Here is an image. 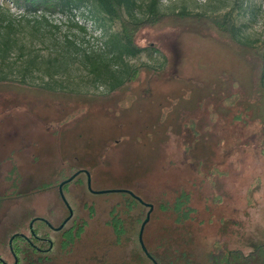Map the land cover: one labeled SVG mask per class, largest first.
<instances>
[{"label":"rangeland","instance_id":"rangeland-1","mask_svg":"<svg viewBox=\"0 0 264 264\" xmlns=\"http://www.w3.org/2000/svg\"><path fill=\"white\" fill-rule=\"evenodd\" d=\"M149 2L137 0V19L146 18ZM159 3L162 14L184 10L211 16L233 8L239 14L240 40L254 48L263 40L264 0ZM39 17L0 0V31L10 25L15 43L0 76L16 81L26 60L36 56L43 62L27 77L30 89L0 85V198L13 186L16 197L0 200V232L7 219L15 228L5 234L27 232L32 217H50L57 227L67 217L57 184L46 191L41 187L81 169L89 173L94 192L124 188L154 209L159 196L190 194L195 214L189 249L202 261L218 239L231 249L247 244L249 234L264 233V125L247 109L257 99L243 86L249 74L241 61L254 65V52L247 48L246 55L205 24L184 20L145 27L135 33L134 43L148 50L124 60L129 70L154 72L141 70L110 93L112 81L95 77L82 55L102 56L108 36L120 32L119 24L84 10L47 16L45 26H35ZM149 48L157 49L160 58ZM45 84L49 91L34 88ZM79 179L85 186V177ZM84 186L73 183L68 192L87 219L85 237L72 256L57 254L49 264H90L80 260L92 244L106 247L110 264L129 253V247L128 252L109 247L112 236L104 225L119 196L91 195ZM133 213L140 221L130 227L136 239L146 210L138 207ZM159 223L151 220L143 235L146 243L159 235ZM0 253L11 263L7 248Z\"/></svg>","mask_w":264,"mask_h":264},{"label":"trees","instance_id":"trees-1","mask_svg":"<svg viewBox=\"0 0 264 264\" xmlns=\"http://www.w3.org/2000/svg\"><path fill=\"white\" fill-rule=\"evenodd\" d=\"M11 1L14 2L19 9L23 10L26 16L40 15L39 20L33 23L35 26H45L47 23L45 17L47 16L54 14L67 16L80 10L87 11L92 16L101 15L110 22L118 23L120 32L116 35L108 36L106 42L107 48L106 51L101 54L102 56L97 57L94 54L88 55L87 53L82 55L84 61L93 65L89 66L90 69L92 67L91 71L94 73L95 77L102 75L105 79L112 81L109 85L110 93L121 90L141 70H150L145 69V67H138L129 70L125 63L126 60H124L125 58L134 59L148 50L135 45V33L138 30L145 27H157L166 24L172 25L173 23L182 22L184 20L193 23L191 24L192 26L205 24L214 33L224 36L225 39L238 46L246 55L249 54V52H254V65L245 63V60H241L244 65V72L247 73L246 75L249 74V78L244 82L243 86L247 89L248 96L252 94L250 97L257 99V102L250 103L247 109L252 113L251 115L254 117V120L264 125V35L261 44L256 47L257 49L254 47H247L238 37L239 30L236 26V22L239 18V14L236 13L233 8H230L223 14H215L211 16H205L204 14L198 13L191 14L184 10L180 13L162 14L159 11V0H150L146 8V18L139 20L135 16V10L138 8L137 0ZM11 36L10 25H7L5 30L0 31V67L5 60H8L11 49L15 44ZM110 39L112 40V44L109 43ZM152 49L153 48H149V50L156 52V59H159L160 52L157 49L155 51ZM246 49L250 51L247 52L245 51ZM20 56H23V54L20 53L18 57ZM100 60H104L105 62H100ZM164 61L166 62L165 58ZM50 64L53 65L52 62ZM41 66H43V62L40 63L36 60V56L33 59L26 60L18 80L10 81L6 76L1 75L0 85L5 89H30L28 87L31 85L27 82V77H32V74L39 72ZM253 70H255V72H253ZM159 72L160 71L156 73L158 74ZM254 73L255 76L253 75ZM45 76L47 79H52V75L48 74V72ZM240 85L242 86V83H240ZM45 86L46 84L34 88L44 92L49 91L48 89L46 90ZM79 170L81 169L76 170V172ZM72 173L74 174V171ZM68 178L69 177H65V175L62 174L57 178L55 184L50 182L43 185L41 189L42 191L50 190L56 187V184L58 185ZM73 183L84 186L79 177L63 186L64 198L69 207L73 210L74 215L69 223H67V225L55 235V248L53 250L55 255L63 254L64 256H72L73 252L80 247L88 227L87 219L81 217V214L78 213V209L69 197L68 190ZM14 187L15 186H13V188ZM13 188L12 191L5 195V198L3 197L4 199L0 198V200H15L16 197ZM84 189L87 190L86 184ZM112 190L127 189L117 188ZM114 195L119 196L120 199L111 206L107 215V220L104 224L105 227L110 230L112 236L109 247L114 246L116 250L122 252H128V247L130 250L128 254L124 255V253H122L123 258L113 264H151L141 253L137 240L130 235L131 225L140 222L133 213L134 209L142 207L123 192L114 193ZM190 201L191 196L185 191L175 194L172 198L167 195H162L156 199V208L151 214L150 221L145 227L143 235L149 227L151 220L155 222L157 219L158 222H160V233L156 237V240L153 238L149 243H146V240H143L147 252L155 260L156 264H227V256L226 254L221 253L222 249L219 248L218 242L216 241L211 248V251L206 255L207 257L205 261L200 260L199 257H194L190 252L189 248L193 241L191 237L193 228L190 227V224L194 221L195 214ZM86 210L88 211V217L92 218L93 211L91 207H86ZM156 213L158 214L157 219ZM35 221L33 228L34 232L37 233L39 237H46L49 231L44 229L45 226L42 223L37 222V220ZM33 243L39 248L42 247L39 242L33 241ZM93 245L94 244L88 249L82 250V255L84 257H82L80 261H87V263L90 264H110V260L107 258L108 252L106 251V247L99 244H95L96 246ZM13 249L21 257L20 264H44V257L35 250L30 249L28 245L15 243ZM251 264H264V255H262L258 261Z\"/></svg>","mask_w":264,"mask_h":264},{"label":"flooded vegetation","instance_id":"flooded-vegetation-1","mask_svg":"<svg viewBox=\"0 0 264 264\" xmlns=\"http://www.w3.org/2000/svg\"><path fill=\"white\" fill-rule=\"evenodd\" d=\"M78 172H79V174L77 176H75V178H77L79 176H84L85 177V184H86L87 177H86L84 172H87V171L86 170H79ZM76 173L77 172H75L74 174H76ZM73 175H71L69 178H71ZM88 175H89V173H88ZM89 177H90V175H89ZM73 180H71L70 182H72ZM63 182H61V183H63ZM60 184L57 185L58 195H59L58 187ZM86 188H87V184H86ZM90 188H91V183H90ZM87 190H88V188H87ZM126 191L127 192H125V194L129 198L133 199L139 206L144 208L146 210V213H147L148 208L144 205V204L147 205V203L142 201L138 196L133 194L130 190H126ZM88 192H89V194L94 195V193L90 192L89 190H88ZM62 193H63V187H62ZM63 196H64V194H63ZM59 197H60V195H59ZM138 199L141 200L143 204H141L138 201ZM65 208H66V206H65ZM152 208H153V206H152ZM66 210H67V208H66ZM153 210H154V208L152 209L151 214L153 213ZM71 211H72V217L69 219V221L73 218V215H74V212L72 209H71ZM146 213H145V216H146ZM49 214H53V212L51 211ZM151 214H150V217H151ZM68 215H69V212L67 210V217H68ZM67 217H65L61 221H59V224L57 227H55L54 223H52V221L49 220V219H52L50 217L49 218L35 217V218H32L29 220V223L27 225V232L22 233L20 231H17L16 229H13L14 230L13 233L5 234V231L8 230L9 228H15L14 222L11 223L7 219L6 222L4 223L5 227H7V228L2 229V231L0 232V250L6 249V248L8 249V253H9V257L11 259V263H9L0 253V264H20L21 257L13 249L15 243L28 245L30 247V249L35 250L37 253H39L41 256L44 257V259H43L44 264H49L50 261L55 256V254L53 252V250L55 248V245H54L55 235H57L67 225V223H69V221H67L60 230H57V229L63 224L64 220ZM144 219H145V217H144ZM35 220H37V222L42 223L45 226L44 229L49 231V233L47 234L46 237H39L38 234L34 232L33 228H34V224L36 222ZM149 221H150V219H149ZM141 223H140V225H141ZM2 224L3 223H0V226H2ZM139 228H140V226H139ZM138 231H139V229H138ZM155 231H156V228H155ZM155 234H156V232H155ZM137 235H138V233H137ZM136 240H137V237H136ZM155 240H156V236H155ZM33 241L41 243L42 247H40V248L37 247L33 243ZM142 241H143V234H142ZM218 241H219L218 245L222 246L221 253L226 254V256H227V260H226L227 264H251V263H255L256 261H258L260 259V257L262 255H264V233L260 234L259 236H257L256 233L249 234L247 236V239H246L247 244H244L243 247H241V245H240L237 248H231L230 249L229 245H227V244L225 245L224 243L221 242V239L220 240L218 239ZM137 243H138V240H137ZM138 245H139V243H138ZM143 245H144V243H143ZM139 248H140V245H139ZM227 248H228V250H227ZM140 251L143 254V256H145L151 264H156L155 260L149 255L147 250H146V252L150 258H148L142 252L141 248H140Z\"/></svg>","mask_w":264,"mask_h":264},{"label":"water","instance_id":"water-1","mask_svg":"<svg viewBox=\"0 0 264 264\" xmlns=\"http://www.w3.org/2000/svg\"><path fill=\"white\" fill-rule=\"evenodd\" d=\"M84 173H85V175H86V177H87V182H86V184H87V188H88V190H89L90 192H92V193H94V194H114V193H121V192L125 193V192H127L126 190H105V191L94 192V191H92L91 188H90V177H89L88 173H87V172H84ZM78 174H79V172H77L76 174H74V175H73L71 178H69L68 180H66V181H64L63 183H61V184L59 185V187H58L60 198H61L62 202L64 203V205L66 206V208H67V210H68V212H69V215H68V217L64 220L63 224H62L57 230H60V229L64 226V224H65L67 221H69V219L72 217V211H71V209H70L68 203L66 202V200H65V198H64V196H63V193H62V187H63V185H65V184H67L68 182H70L71 180H73V179L75 178V176H77ZM130 194H131V193H130ZM131 195H132V194H131ZM138 201H139L141 204H143L141 200L138 199ZM144 205L148 208V212L146 213L145 219L143 220V222H142L141 225H140V228H139V231H138V235H137V240H138V243H139V245H140V248H141L142 252H143L148 258H150L149 255H148L147 252H146V249H145L144 245H143L142 234H143V232H144V229H145L146 225H147L148 222H149L150 214H151L153 208H152V205H150V204H147V205L144 204Z\"/></svg>","mask_w":264,"mask_h":264}]
</instances>
